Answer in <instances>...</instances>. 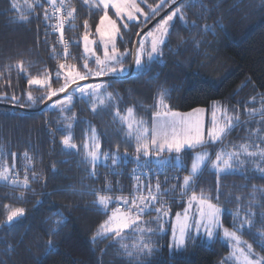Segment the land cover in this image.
<instances>
[{
    "label": "trees",
    "instance_id": "trees-1",
    "mask_svg": "<svg viewBox=\"0 0 264 264\" xmlns=\"http://www.w3.org/2000/svg\"><path fill=\"white\" fill-rule=\"evenodd\" d=\"M17 2L19 8L13 10L11 0H0V72L4 73V78L0 79V94H6L0 95V104L36 110L43 104L37 102L32 105L27 101V78L14 66L23 60L32 76H38L47 69L53 77L52 87L58 88L62 81H56L55 72L58 64L64 61L53 58L52 48L55 46L61 53L62 49L57 44L59 33L48 27L53 21L44 19V8L37 5L34 10H29L24 0ZM158 2L148 0L153 5ZM41 3L48 7L46 0H41ZM71 4L76 8L75 19L66 24L64 36L71 42L69 51L74 59L67 62L82 70L80 57L83 53L84 21H88L94 33L103 12L85 5L83 0H71ZM141 6L145 12L148 11L147 5ZM21 15L27 19L17 22ZM109 15L116 19L111 8ZM184 15L188 27L178 17L175 18L170 42L163 48L162 64L153 63L147 73L134 69L131 77L125 78L129 71L123 77L104 81L109 85L107 92L113 93L114 99L98 106L96 112L92 111L88 100L78 96L74 98L71 110L63 115L75 114L70 131L77 150H66L62 146L61 139L67 131L64 130L62 114L57 110L45 108L38 113H27L0 108L3 162L10 168L14 163L21 180L26 170L31 179L30 169L41 177L31 183L30 191L0 182V264H219L229 254L230 248L220 240L219 233L210 243L197 238L189 240L179 251L169 247L173 219L186 205L187 196L181 198L180 186L183 177L190 172L194 153L203 149L199 147L181 153L186 170L168 167L158 176L148 173L152 188H155L157 179L161 190L176 188V191L160 197L170 208L166 217L169 227L166 236L160 233L151 236L154 249L151 254L128 257L120 244L110 237L92 240L99 225L117 207L116 196L131 199L141 194L136 192L137 181L132 178V169L136 167L132 159L135 142L126 140V129L115 117L117 108L123 114L131 107L138 117L150 120L162 91L167 93L166 103L170 109L182 114L197 108L210 111L214 103H219L230 115L240 118V123L226 137L227 145L230 138L232 144L249 142L247 138L251 136V129L247 126L253 128L257 118L262 117L259 113L250 117L248 112L260 109L264 100V0H198L197 3L186 4ZM153 20L143 23L141 17L140 21L129 22L128 29L121 27L123 38H117L120 50L133 49L137 33ZM193 24L196 27H192ZM205 25L211 28L205 30ZM92 38L97 39L95 35ZM100 49L97 50L99 54ZM131 62L132 55L129 54L124 58L123 66L130 69ZM90 66L95 67L91 62ZM157 73L158 77L152 79ZM31 91L35 97L42 95L36 86H32ZM13 95L18 97L17 101L11 99ZM90 127L97 131L102 153L115 154L118 150L123 156L127 152L129 161L127 164L121 162L115 168L117 174L113 173L111 159L106 162L102 159L95 166V175H92L93 165L85 162L83 151ZM220 147V144L208 147L211 159L215 158V151ZM25 153L28 159H25ZM163 155L167 158L170 154ZM252 165L246 163V169L221 174L219 198L216 199L217 176L207 162L195 181V191L211 195L213 202L221 208L223 227L230 230L237 209L241 217L248 211L253 212V226L238 234L252 244L254 252L264 255V247L261 246L264 241L258 235L264 232V175L250 168ZM147 182L142 178V183L146 184L141 191L145 195ZM21 193L23 198H19ZM97 193L113 197L114 201L107 210L97 205ZM5 204L23 207L24 216L11 225L6 224ZM57 213L63 214L65 223L58 233L50 234L59 219ZM155 216L152 211L146 213L143 220L154 221ZM149 226L155 228L153 222ZM126 236L125 242L130 246L137 239L131 230L126 232ZM50 240L53 245L51 251L48 250Z\"/></svg>",
    "mask_w": 264,
    "mask_h": 264
},
{
    "label": "snow or ice",
    "instance_id": "snow-or-ice-1",
    "mask_svg": "<svg viewBox=\"0 0 264 264\" xmlns=\"http://www.w3.org/2000/svg\"><path fill=\"white\" fill-rule=\"evenodd\" d=\"M198 0H181L178 6L174 7L168 14L159 20L155 26L144 33L134 49H125L123 52L117 46V38H123L121 27L129 28V22L140 21L143 17V23L155 19L160 13L172 5H177V0H159L155 5L148 3V0H83L85 5L101 9L103 14L99 18V23L95 27L94 33L89 28L88 21H84V33L82 36L83 53L80 57L82 60V70L74 63H68L74 59L69 51L71 42L65 39L64 29L66 24H70L75 19L76 8L71 4V0H46L48 7H44L41 0H24V4L29 10H34L37 5L44 8L45 21H55L49 23L48 27L52 32L59 33L57 44L60 45L62 53L55 46L52 48L53 58L62 59L55 72L57 82L62 81L58 88H53L52 74L45 69L40 75L32 76L25 68V62L19 60L15 64L18 73H23L27 78L29 90L26 93L27 101L35 105L37 102L42 103L48 110H57L62 114L64 130L67 134L61 139V144L66 150H77L78 146L73 142L71 129L73 121L76 119L75 114L71 116L63 115L71 110L74 98L79 95L81 99H90L91 108L96 112L98 106H104L106 102L114 99L113 93L107 92L108 84L104 82L88 83L89 78H99L104 76H120L130 71L123 66L124 58L129 54L133 56L132 67L137 72L147 73L151 71L153 63H163V48L170 41L171 29L175 27L174 18H179L181 23L188 27L185 19L184 8L187 3H197ZM142 4L147 5L148 11L145 12ZM11 8L17 10L19 4L17 0H11ZM109 8L114 10L116 19L109 15ZM27 19L24 15L20 16L17 22H23ZM119 21V23H118ZM72 27H75L73 24ZM192 27H196L195 24ZM205 30L211 28L205 25ZM47 32L45 35L47 36ZM93 35L99 38V42L93 39ZM139 36L140 33H137ZM102 46L103 54L98 55L97 50ZM90 62L95 67L90 66ZM159 73L152 77L156 79ZM4 78V73L0 72V79ZM84 82V83H82ZM10 84V78L8 80ZM36 86L42 93L41 96L35 97L31 88ZM63 94V95H61ZM6 95V94H0ZM166 92H161L158 96L155 108L152 113L151 124L143 118H137L133 108L129 107L126 113L121 114L119 108L115 112L121 125L126 129L125 137L128 141L135 142V155L132 159L136 167L132 169V178L137 181L136 192L141 193L134 195L131 199L124 196H116L114 199L117 203L126 207H116L112 209L111 215L108 216L99 225V230L93 235L92 240L95 242L98 238L110 237L120 244L128 257H139L149 255L153 252L151 236L157 230L163 231L161 220L169 215L170 208L164 204L160 197L167 195L169 191H176L175 186L171 189L161 190L159 179L156 181L155 189L151 187V176L148 173L159 175L166 171L168 167L186 170V165L181 157L185 149L206 148L211 145L220 144L221 147L215 151V158L211 159L208 151L197 152L192 158L190 172L183 177L180 186L181 198L187 196V207L183 213H176L175 223L172 225V244L169 245L177 251L182 250L189 240L200 238L201 236L207 242H211L217 235V229L222 228L223 237L232 242V250L225 260H233L235 264H264V255L254 252L253 246L247 241L242 240L238 234L241 230L253 226L254 213L248 211L243 217L240 216V210L234 214L232 229L223 227L221 223V208L213 202L210 194L201 191L199 194L195 191V181L202 172L206 162H210L211 169L217 176V196L219 198V177L221 174H232L240 170L246 163L254 164V171L264 175V136L259 135L261 129L251 134L255 139L241 144H225L226 137L232 129L240 123L239 116H232L226 108L214 106L211 112L210 127L205 132V109L197 108L189 113H179L172 111L166 103ZM55 98V99H54ZM13 101L18 97L13 95ZM23 107L24 105H20ZM259 113L264 118V100L261 101L260 109H252L248 112L250 117ZM60 129H57L59 131ZM90 135H86L83 144L84 160L93 165L92 175H95V166L103 159H111L113 173L115 168L123 162L127 164L129 156L127 152L123 156L119 151L115 154L102 153L100 138L94 127H90ZM259 141V142H257ZM164 153L170 154L167 158ZM171 154H175L174 156ZM15 158V154H13ZM25 159H28L25 153ZM257 161H259L257 163ZM105 166L107 164L105 163ZM31 179L28 171L24 173L21 180L19 173L15 171V164L10 168L3 162V154L0 153V182L13 188H22L26 191L32 190L30 185L41 179L40 175L34 170ZM142 177L149 181L148 194H142ZM178 179V177H173ZM167 181V177H166ZM109 191L111 186H108ZM189 192L191 194L189 195ZM255 187L253 188V199H255ZM19 198H23V193ZM239 199V198H238ZM97 205L107 210L113 203V197L110 195H100L97 193ZM159 206H156V205ZM195 206V212H191ZM6 211L5 223L11 225L18 218L23 217L25 209L23 207H12L5 204ZM152 211L156 213L154 221L158 224V229H153L149 225L153 221L143 220V216ZM191 212V214H190ZM59 219L55 221V227L50 234L58 233L60 227L65 223L62 213H57ZM131 230L137 237L131 244L126 243V232ZM194 233V234H193ZM261 240L264 241V232L258 233ZM264 247V244L261 245ZM53 249L52 241L48 242V250ZM221 264H225L222 261Z\"/></svg>",
    "mask_w": 264,
    "mask_h": 264
},
{
    "label": "rangeland",
    "instance_id": "rangeland-1",
    "mask_svg": "<svg viewBox=\"0 0 264 264\" xmlns=\"http://www.w3.org/2000/svg\"><path fill=\"white\" fill-rule=\"evenodd\" d=\"M110 9V8H109ZM174 20H175V18H174ZM98 42H99V38L97 37V39H96ZM82 45H83V42H82ZM100 54L97 52V54L98 55H101L102 56V54H103V49H102V46H100ZM128 75V74H127ZM127 75H125V76H127ZM124 75H120V77H123ZM106 77H113V76H104V77H99V78H92V79H101V78H106ZM117 78L119 77V76H116ZM95 83H98V82H95ZM104 83H106V82H104ZM107 84V83H106ZM77 96L79 97V95L77 94ZM88 101L90 102V104H91V100L90 99H88ZM214 106H219V107H221V104H219V103H214L213 104V107H212V109L210 110V114L208 115V122H206V128H205V131L207 132V128L208 127H210V120H211V112H212V110H213V108H214ZM127 110V109H126ZM126 110L124 111V113H126ZM123 113V114H124ZM136 117H137V115H136ZM139 119V118H138ZM255 123V126H253V128H252V126H247V127H249L250 129H251V133L250 134H253V133H256V130L259 128V129H261V131H260V133H259V135H261V136H264V118H262V117H259V118H257V121H255L254 122ZM249 129V130H250ZM248 140H250V139H255V136H249L248 138H247ZM232 142H233V140H232V138H230V141L228 142L229 143V148H230V145L232 144ZM257 142H259V141H257ZM201 151H208L209 152V154H211V151H210V148H208V147H206L205 149H202V150H200V151H196L195 153H194V156L196 155V153L197 152H201ZM102 161V160H101ZM259 161H257V163H258ZM261 167H264V164H261ZM243 168H248V166H246V164L242 167V169ZM250 168H253L254 169V164L250 167ZM143 178V177H142ZM145 181H147V179H145ZM149 182V181H148ZM147 182V183H148ZM146 183H142V187H144V185H145ZM152 189H155V188H152ZM147 194H148V192H147ZM145 195V194H144ZM160 200H161V198H160ZM113 201H114V199H113ZM117 203V202H116ZM117 207H126V206H123V205H121V204H119V203H117ZM185 207H187V198H186V205L184 206V208ZM183 208V209H184ZM195 206L193 207V209L191 210V212H195ZM191 212H190V214H191ZM181 213H183V211L181 212ZM111 215V214H110ZM176 218V217H175ZM175 218L173 219V223H175ZM161 223L163 224V231H160V230H157L155 233H160L161 234V236H166V234L168 233V219L167 218H163L162 220H161ZM153 224H154V226H155V228L154 229H158V224L155 222V221H153ZM129 231V230H128ZM217 233H219V235H218V237L220 238V240L222 241V242H224V243H226V245H228L229 246V248H230V252H231V250H232V242L231 241H228V240H226L224 237H223V230H222V228H220V229H217ZM194 234V233H193ZM217 237V236H216ZM241 238H242V240H244V241H246L245 240V238H243L242 236H241ZM198 239H200V240H202V241H205L206 243H210V242H207L205 239H204V237L203 236H201L200 238H198ZM195 240V239H194ZM212 242V241H211ZM248 243V242H247ZM170 244H172V232H171V236H170ZM171 249H173V248H171ZM230 252H229V254H230ZM229 254L226 256V257H228L229 256ZM225 257V258H226ZM225 258H224V260L223 261H225V264H235V261H233V260H225ZM219 264H221V262L219 263Z\"/></svg>",
    "mask_w": 264,
    "mask_h": 264
},
{
    "label": "water",
    "instance_id": "water-1",
    "mask_svg": "<svg viewBox=\"0 0 264 264\" xmlns=\"http://www.w3.org/2000/svg\"><path fill=\"white\" fill-rule=\"evenodd\" d=\"M179 1L177 2V5H178ZM177 5H172L170 6L166 11H164L160 16H158L157 18H155L148 26H146L141 32H140V35L137 36L136 38V42H135V46H137L138 44V41L140 40V38L144 35V33H146L147 31H149L151 28H153L155 26L156 23L159 22V20L161 18H163L166 14H168L174 7H176ZM134 49V48H133ZM133 65V56H132V62H131V68H130V72L129 74L125 77V78H128V77H131L133 75V72H134V68L132 67ZM112 79H116V78H112V77H106V78H101V79H89L88 83H95V82H104V81H109V80H112ZM84 83V82H82ZM63 95V94H61ZM55 99V98H54ZM0 108H6V109H11V110H17V111H22V112H27V113H38L42 110H44L46 107L45 105L43 104L40 108L36 109V110H26V109H22V108H18V107H15V106H10V105H5V104H0Z\"/></svg>",
    "mask_w": 264,
    "mask_h": 264
},
{
    "label": "crops",
    "instance_id": "crops-1",
    "mask_svg": "<svg viewBox=\"0 0 264 264\" xmlns=\"http://www.w3.org/2000/svg\"><path fill=\"white\" fill-rule=\"evenodd\" d=\"M210 111H208V110H205V114H204V119H205V128H206V122H208V115L210 114L209 113ZM134 113H135V111H134ZM135 115H136V113H135ZM137 118H140V117H138L137 116ZM152 118V117H151ZM146 121H148L149 122V125L151 124V119L150 120H147V119H145ZM206 132V131H205ZM203 149H205V148H203ZM185 150H189V149H185ZM184 150V151H185ZM202 150V149H201ZM207 163V162H206Z\"/></svg>",
    "mask_w": 264,
    "mask_h": 264
},
{
    "label": "built area",
    "instance_id": "built-area-1",
    "mask_svg": "<svg viewBox=\"0 0 264 264\" xmlns=\"http://www.w3.org/2000/svg\"><path fill=\"white\" fill-rule=\"evenodd\" d=\"M55 21L53 20V23H54ZM66 26V25H65Z\"/></svg>",
    "mask_w": 264,
    "mask_h": 264
}]
</instances>
